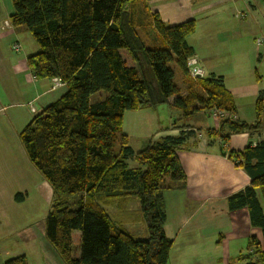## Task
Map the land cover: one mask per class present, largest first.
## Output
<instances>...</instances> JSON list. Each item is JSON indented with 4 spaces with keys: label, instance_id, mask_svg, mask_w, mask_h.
<instances>
[{
    "label": "trees",
    "instance_id": "16d2710c",
    "mask_svg": "<svg viewBox=\"0 0 264 264\" xmlns=\"http://www.w3.org/2000/svg\"><path fill=\"white\" fill-rule=\"evenodd\" d=\"M13 26L25 27L39 46L27 59L38 79L57 78L66 92L44 111L34 115L19 138L30 162L50 184L53 198L44 219V236L64 264H168L173 241L165 235L163 192L184 184L186 174L177 151L187 147L195 130L149 141L134 152L122 133L125 112L154 107L174 97L172 106L234 111L221 76L193 79L187 59L194 56L187 38L195 22L167 26L150 13L143 0H12ZM153 27L159 45L147 46L138 27ZM139 61L140 52L153 68L147 81L120 50ZM174 63L187 79L199 80L207 94L178 96ZM155 82L156 85H152ZM99 91L107 96L91 101ZM193 111V110H192ZM264 130V96L256 101L253 124L220 118L208 137H220L222 148L232 133ZM117 144V148H116ZM229 158L250 177V184L227 198L230 211L248 210L250 223L263 240H248L242 259L264 264V137L255 146L228 151ZM129 159L137 166L130 167ZM19 195V194H18ZM135 196L148 235L136 239L111 220L105 205ZM74 204L77 207H73ZM79 231L80 253L72 255V233ZM3 264H26L24 257Z\"/></svg>",
    "mask_w": 264,
    "mask_h": 264
},
{
    "label": "crops",
    "instance_id": "0c3cea01",
    "mask_svg": "<svg viewBox=\"0 0 264 264\" xmlns=\"http://www.w3.org/2000/svg\"><path fill=\"white\" fill-rule=\"evenodd\" d=\"M143 1L149 12H156L167 26L187 20L195 22V30L187 38V43L193 48L205 76L222 77L234 108L233 112L222 111L224 117L253 124L256 121V101L259 96H264V1ZM13 12L12 0H0V264L20 256L24 257L26 264H64L50 243L43 240L42 230L36 231L30 221L25 225L30 231L29 236L27 233L23 235L21 244L5 242L19 232L16 225L12 231L6 228L9 219L16 223L18 218H25V214H16V206L29 198L32 186L38 189L46 183L30 162L19 134L34 115L44 111L67 90L57 78L38 79L33 75L27 59L39 51V46L25 27L11 24ZM6 20L10 27H5ZM137 30L147 46L149 39L151 45L161 43L152 26L138 27ZM257 40L261 41L258 43ZM15 42L21 44L20 49L12 48ZM122 56L128 65H135L127 52ZM175 67L177 70L172 69L178 96L186 97L193 92L198 97L207 98L199 80L185 78ZM173 98L154 107L127 111L122 123V133L127 136L134 152L142 150L149 141L195 130L187 147L177 151L186 174L184 184L174 183L163 192L164 231L173 241L168 264H230L231 261L246 264L242 256L249 238L255 236L262 242L263 236L260 229L251 225L246 208L236 211L228 208V196L250 184V177L229 158L228 151H241L249 143L255 146L263 139L264 130L232 133L223 150L222 139L208 137L206 133L209 129H217L220 123L219 118L212 116L211 105H200L195 101L193 111L178 109L171 105ZM161 107L167 109L163 115L159 114ZM129 162L136 163L135 159H129ZM105 209L117 227L128 232L127 226L137 224L141 230L133 231L137 236L134 238L147 237L140 203L135 196L116 199L105 205ZM34 216L35 212L28 213V217ZM80 239V232L74 231L72 242L77 251L72 255L75 258L79 257Z\"/></svg>",
    "mask_w": 264,
    "mask_h": 264
},
{
    "label": "rangeland",
    "instance_id": "374dc122",
    "mask_svg": "<svg viewBox=\"0 0 264 264\" xmlns=\"http://www.w3.org/2000/svg\"><path fill=\"white\" fill-rule=\"evenodd\" d=\"M147 43L149 46H152L150 39L147 41ZM125 53H126V51L122 50V55H125ZM134 66L137 68L139 75L144 76V78L147 81L154 80V77H152L153 72H154L153 68L150 65L149 61L143 55V52H140L139 61L135 62ZM169 66L171 68L174 67L177 70L174 63H170ZM151 83H152V85H156L155 82H151ZM106 96H107L106 92L99 91V92L95 93L94 95H92L91 101L92 102L98 101V100L104 99ZM166 111H167L166 107H161V109H159V114L163 115L164 113H166ZM184 120H186L185 121L186 123L191 122V120H189V119H179L178 121H184ZM116 148H117V144H116ZM129 166L130 167L136 166V163L135 162L134 163L129 162ZM23 196L25 197V193ZM52 198H53L52 188L47 181H46V183H44V185L39 186L38 189L36 186H32L30 193H29V198L26 201L19 204L18 206H16V214H19L20 216L21 215L24 216V214H25V218H23V219L18 218L19 220L16 223L14 222V219L10 218L9 224L6 225V228H8V230H11V231L14 228V225H16V231H19V232L9 236L5 240V242L14 241V242H19V244H21L22 239H23V235H26V233H27L29 236L30 231L28 229H25V225H26L27 221L34 223V227L36 228V231L41 229L42 230L41 234L43 236L42 238L44 241H47L45 236H44V219H45V216H46L47 211L49 209ZM73 207L76 208L77 205L74 204ZM31 212H35L34 217H28V213H31ZM140 228H141L140 225H137V224H134V225L131 224V225L126 227L128 233L130 235H132V237H137L136 235L133 234V231H136L137 229L139 230ZM142 228H145V226ZM37 240H38V238H37V234H36L35 241H37ZM76 251H77V247L74 245L73 251H72L73 254ZM230 264H234V262L231 261Z\"/></svg>",
    "mask_w": 264,
    "mask_h": 264
},
{
    "label": "built area",
    "instance_id": "2783aa9c",
    "mask_svg": "<svg viewBox=\"0 0 264 264\" xmlns=\"http://www.w3.org/2000/svg\"><path fill=\"white\" fill-rule=\"evenodd\" d=\"M264 1V0H262ZM4 25L5 27H10V23L6 20L4 21ZM261 40H257V42L259 43ZM12 48L14 50H18L21 48V44L19 42H15L12 46ZM187 73L188 75L193 78V79H196V78H201L203 77L205 74H204V71L202 70V68L199 66L198 64V60L195 56H191L187 59ZM58 80V83H60L61 81L59 79ZM30 108L34 111L33 107L30 106ZM212 116L215 117V118H222L224 117V114L221 110H218V109H213L212 111Z\"/></svg>",
    "mask_w": 264,
    "mask_h": 264
},
{
    "label": "water",
    "instance_id": "95a60500",
    "mask_svg": "<svg viewBox=\"0 0 264 264\" xmlns=\"http://www.w3.org/2000/svg\"><path fill=\"white\" fill-rule=\"evenodd\" d=\"M248 145H250V143ZM222 153L224 154L225 152H222Z\"/></svg>",
    "mask_w": 264,
    "mask_h": 264
}]
</instances>
